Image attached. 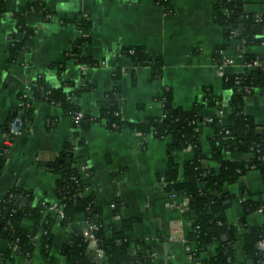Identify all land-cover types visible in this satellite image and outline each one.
Instances as JSON below:
<instances>
[{
	"label": "crops",
	"instance_id": "1",
	"mask_svg": "<svg viewBox=\"0 0 264 264\" xmlns=\"http://www.w3.org/2000/svg\"><path fill=\"white\" fill-rule=\"evenodd\" d=\"M229 1L240 3L243 11L254 18L264 19V0ZM29 2L43 4L50 17L45 19L41 10L27 8ZM214 4L215 0H169V9H165L153 0H5V9L0 12V150L5 145L8 147L0 172V195L16 191L13 202L17 206L26 202L27 198L19 192L25 189L37 200H56L54 188L58 174L47 169L44 162L56 159L65 142L75 143L79 138V129L70 115L59 104L43 98L51 89L61 86L62 81H68L63 87L66 91L77 90L84 81L93 85L73 96L80 112L93 116L98 114L105 92L114 85L120 89V114L127 121L140 122L147 116H160L163 103L158 97L168 88L173 106L190 109L195 101H202L203 89L209 88L212 94L220 96L221 108L227 111L230 92L223 86V76L244 72L245 53L255 54L264 65V43L244 44L237 35L225 38L224 28L213 21ZM18 13L25 26L33 29L28 37L18 29L14 16ZM72 14L84 17L89 26L79 28L72 21L61 22L62 17ZM81 37H88L80 48L82 54L103 60V64L86 66L66 57ZM11 38L24 45L16 58L7 62ZM223 44V55L232 58L233 63L220 71L213 54ZM129 45L143 46L149 55L161 58L160 78H151L150 65L131 68L130 59L120 53L122 47ZM117 68L129 73L133 70V78L123 74L115 79ZM19 92H25L33 100L32 120L5 144L7 118L18 104ZM216 109L204 105L200 111L203 116L214 117ZM244 111L264 130V88L245 97ZM224 121L225 114L220 118L221 123ZM212 134V127L203 124L199 132L205 154L201 159L203 169L218 165L210 153ZM82 136L83 142L74 147L77 159L74 165L79 172L82 165L90 169L80 172L81 180L86 185L84 193L92 195L93 204L99 209L104 232L109 235L112 225L119 226L123 219L136 218L129 234L143 239L149 246L154 264H192L186 236L194 213L187 207L186 196L170 199L159 178L168 166L167 139L126 127L110 130L102 122L91 124ZM222 155L233 156L227 151ZM192 156L190 146L173 153L180 167ZM234 156L243 157L236 153ZM227 189L234 195L225 212L227 223L238 233L262 225L263 213L254 210L244 216L242 203L264 197L258 171L248 170L227 185ZM167 202L173 205L167 206ZM84 223L82 214L64 225L58 218L52 221L49 259L40 252L39 241L26 257L12 250L13 246L0 235V264H67L62 249L73 235H82ZM7 247L11 248V254L4 258L2 251ZM241 247V238L237 236L232 243L236 264L244 262ZM137 248L133 243L129 246L131 252ZM214 253L215 244H212L200 252V258ZM90 256L94 264H109L104 254Z\"/></svg>",
	"mask_w": 264,
	"mask_h": 264
},
{
	"label": "trees",
	"instance_id": "2",
	"mask_svg": "<svg viewBox=\"0 0 264 264\" xmlns=\"http://www.w3.org/2000/svg\"><path fill=\"white\" fill-rule=\"evenodd\" d=\"M156 4L169 7V0H153ZM27 8L41 10L45 19L50 17V13L43 4L29 2ZM215 12L213 21L224 28L225 38L237 35L244 44L264 42L263 25L264 19L257 20L251 14L243 11L242 5L229 0H215ZM5 9V0H0V12ZM17 19V26L20 31L28 37L33 33V29L25 26L21 15L14 14ZM72 21L77 27L89 26V21L78 14L70 17H62L61 22ZM242 25L241 30L225 29L232 25L237 28ZM88 41V37L78 38L72 48L66 53V57L73 58L77 63L86 66H96L100 61L83 55L80 48ZM24 43L10 39L8 47L7 62L16 58L17 52ZM225 45L216 48L213 57H217L220 50ZM121 55L128 57L131 61V68L134 70L139 65H150L152 69L151 78L156 79L161 76L163 61L160 57H152L143 46L129 45L121 48ZM259 59L251 53H245L243 61L245 63ZM57 65V64H56ZM133 70L129 73L133 78ZM58 68V76H59ZM114 78L118 79L123 75L120 68L115 70ZM225 76L227 79H225ZM223 77V86L229 90L225 114V121L220 122V118L214 116L211 122H203L204 116L201 114V107L204 105L221 108L220 96L211 93L209 88L203 89L201 102L195 101L190 109H183L180 106L171 104V89H163L158 97L163 103L162 114L160 116H147L143 121H127L122 119L120 114V89L114 85L106 91L103 100L99 103L98 114L93 116L82 113L80 118L76 114L80 109L73 102L74 94H79L93 88L91 83H84L75 91L64 90L61 86L53 88L43 98L47 102L57 103L62 110L70 115L73 125L79 129V138L73 142H65L59 156L44 162V166L50 171L58 174L55 182L54 194L56 200L63 205L64 216L59 220L60 224H68L75 217L82 214L85 221H94L99 224L95 231V236L99 240V247L103 251L109 264H154V257L151 249L143 239L133 238L129 234L132 224L136 218L123 219L119 226L112 225L110 234L107 235L99 220V209L93 204L92 195H86L84 188L86 185L81 180V174L74 165L76 157L74 147L83 142L82 133L91 124L102 122L110 130H120L129 128L131 130L146 134L150 133L155 138L167 139L166 153L168 166L159 178L163 181L164 190L173 192L177 197L186 196L187 207L194 213V219L190 230L187 233V241L190 244L189 253L193 256L192 264H236L232 243L237 236L242 241V253L244 262L242 264H257L261 259V254L257 249V242L263 231V224L251 226L248 231L236 232L235 228L226 221L225 212L230 206L234 195L227 189V185L236 182L239 177L250 169L257 170L264 185V130L254 117L244 111V100L248 95L256 90L264 88V70L260 67H244V72L239 74H226ZM239 77V82H235V77ZM246 89L251 91L247 94ZM20 95V92L18 93ZM35 98H38L35 96ZM32 102L23 105V127L32 120ZM20 107H15L7 118L8 123L17 115ZM203 124H208L213 129V134L209 137L211 157L218 163L212 169H203L201 159L205 157L199 142V132ZM225 130H228L226 133ZM8 138V136H7ZM12 137L9 138V141ZM190 146L193 156L180 167L173 158L174 151ZM8 146H3L0 150V172L5 161V151ZM223 151H227L233 156L224 157ZM239 154L246 159H238L234 154ZM90 171V169H89ZM26 202L17 206L13 202L16 191L11 190L0 195V235L5 237L11 246H16L15 252L21 256H29L35 244L40 242V252L49 259V248L52 241L51 223L55 219L52 212L46 208L50 202L37 200L29 190H20ZM244 216L254 210L262 208L264 213V197L259 200H244ZM117 205L114 203V210ZM244 216L241 221L244 222ZM30 223L25 226L24 223ZM46 230V234H39V239H34L39 229ZM138 245L134 252L129 249L130 244ZM215 244V253L208 258H200V252L207 246ZM87 244L82 235L72 236L71 242L65 245L62 253L67 264H94ZM12 250L13 247H12ZM11 248L7 247L2 251L3 257L10 256ZM252 261V262H251ZM251 262V263H250Z\"/></svg>",
	"mask_w": 264,
	"mask_h": 264
},
{
	"label": "built area",
	"instance_id": "3",
	"mask_svg": "<svg viewBox=\"0 0 264 264\" xmlns=\"http://www.w3.org/2000/svg\"><path fill=\"white\" fill-rule=\"evenodd\" d=\"M166 9H169L166 8ZM257 20H261V18H256ZM264 43V42H262ZM220 56L217 57H213V61L216 65V67L222 71L226 66L231 65L233 63V59L230 57H225L223 55L222 50L219 51ZM104 61H100V64H103ZM244 67L246 68H251V67H260L264 70V65L261 63V61L259 59H254L252 61H249L247 63L244 62ZM123 74L128 75L129 72L128 70H122ZM226 75V74H225ZM224 75V76H225ZM223 76V77H224ZM225 79H227V77L225 76ZM235 82L238 83L239 82V77H235ZM247 94H250L251 91L249 89H246ZM31 99L27 96V94L25 92H20V95L18 97V104L17 107H20L17 115L8 123V134H6L5 136V144H9V138L12 137L13 134H20L22 131V127H23V105H28V102ZM224 115V110L222 108H217L215 111L214 116L221 118ZM82 116L81 112H78L76 114V118H80ZM212 121V117H207L204 116L203 118V122H211ZM225 132L227 133L228 130H225ZM8 136V138H7ZM264 158V156L262 157ZM81 171H89L88 166L87 165H82L81 166ZM80 171V172H81ZM169 198L170 199H174L177 196L175 195V193L173 192H168ZM167 206H172L173 203L171 202H167L166 203ZM63 205L60 204V202L58 200H55L54 202H50V205L46 208L47 211L52 212V214H54L55 218H58V220H60L63 216V209H62ZM112 207H114V203L112 204ZM260 210L262 213V208L258 209ZM99 228V224H97L94 221H85V226H84V230L82 232V237L85 240L86 244H87V250L89 251V253H94L96 255H102L104 254L103 251L100 249L99 247V240L98 238L95 236V231ZM46 234L47 231L43 230L42 228L38 230V233L34 236V239L36 240H40L39 239V234ZM13 249H16V246H13ZM188 250H190V247H187ZM257 249L259 250L260 254H261V259L257 261V264H264V213H263V231L260 235V238L257 242ZM153 254V253H152ZM191 255V253H190ZM191 261L190 263H193V256L191 255L189 258Z\"/></svg>",
	"mask_w": 264,
	"mask_h": 264
},
{
	"label": "water",
	"instance_id": "4",
	"mask_svg": "<svg viewBox=\"0 0 264 264\" xmlns=\"http://www.w3.org/2000/svg\"><path fill=\"white\" fill-rule=\"evenodd\" d=\"M241 27H242L241 24L238 25L237 28H234L232 25H229V26L226 27V29H228V30H231V29L234 30L235 29L236 32H239L241 30ZM84 225H85V223H84Z\"/></svg>",
	"mask_w": 264,
	"mask_h": 264
},
{
	"label": "rangeland",
	"instance_id": "5",
	"mask_svg": "<svg viewBox=\"0 0 264 264\" xmlns=\"http://www.w3.org/2000/svg\"><path fill=\"white\" fill-rule=\"evenodd\" d=\"M192 107V106H191Z\"/></svg>",
	"mask_w": 264,
	"mask_h": 264
}]
</instances>
